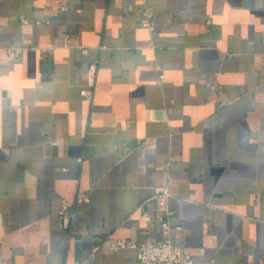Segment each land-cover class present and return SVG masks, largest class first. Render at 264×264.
<instances>
[{
	"label": "crops",
	"instance_id": "1",
	"mask_svg": "<svg viewBox=\"0 0 264 264\" xmlns=\"http://www.w3.org/2000/svg\"><path fill=\"white\" fill-rule=\"evenodd\" d=\"M160 220L264 264V0H0V264H136Z\"/></svg>",
	"mask_w": 264,
	"mask_h": 264
},
{
	"label": "built area",
	"instance_id": "2",
	"mask_svg": "<svg viewBox=\"0 0 264 264\" xmlns=\"http://www.w3.org/2000/svg\"><path fill=\"white\" fill-rule=\"evenodd\" d=\"M81 93L83 97L91 100L92 96L90 90H83ZM167 193V190L164 189L162 193L156 197L159 205L161 198L165 197ZM86 199V195L79 194L76 201L81 202ZM72 207V204L64 202L60 211L62 226L65 229L69 228L70 221L73 217L71 212ZM144 216L147 217V215ZM160 222L162 227V239L155 244L143 243L139 246H135L137 250L136 264H197L189 252L178 246L172 240L173 231L168 221L160 220ZM126 245L127 243L125 241H119L115 244V249L126 247Z\"/></svg>",
	"mask_w": 264,
	"mask_h": 264
}]
</instances>
